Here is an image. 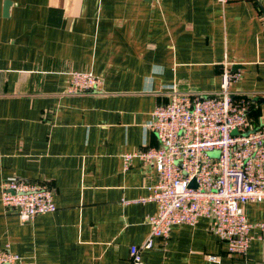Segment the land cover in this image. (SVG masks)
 I'll list each match as a JSON object with an SVG mask.
<instances>
[{"label": "crops", "instance_id": "obj_1", "mask_svg": "<svg viewBox=\"0 0 264 264\" xmlns=\"http://www.w3.org/2000/svg\"><path fill=\"white\" fill-rule=\"evenodd\" d=\"M227 69L242 70L230 89L263 125L264 0H0V248L25 264H130L158 173L123 155L159 144L148 123L175 88L218 91ZM75 70L102 89L65 94ZM12 178L53 185L57 210L22 221L2 199ZM243 208L264 221V200ZM210 225H175L143 264H264V240L232 256Z\"/></svg>", "mask_w": 264, "mask_h": 264}, {"label": "built area", "instance_id": "obj_2", "mask_svg": "<svg viewBox=\"0 0 264 264\" xmlns=\"http://www.w3.org/2000/svg\"><path fill=\"white\" fill-rule=\"evenodd\" d=\"M228 1L219 0L223 5ZM241 76L242 70H225L221 89L207 94L175 88L148 123L159 144L123 155L126 170L138 158L158 173L147 198L158 203V212L148 216L146 240L131 246L130 264H143V251L155 248L156 238L168 241L175 225L195 226L202 218L211 220V232L229 255L246 256L253 240H264V221H250L243 208L264 200V124L252 126L249 102L237 100L230 89ZM102 85L92 70H75L64 93H96ZM193 180L196 186H191ZM55 194L48 183L12 178L4 183L2 199L27 222L56 211ZM208 259L219 262L221 255L209 254ZM0 264L25 263L7 245L0 248Z\"/></svg>", "mask_w": 264, "mask_h": 264}, {"label": "water", "instance_id": "obj_3", "mask_svg": "<svg viewBox=\"0 0 264 264\" xmlns=\"http://www.w3.org/2000/svg\"><path fill=\"white\" fill-rule=\"evenodd\" d=\"M234 133H236V132H234ZM196 185H197V184H196V181L193 180L192 183H191V186H196Z\"/></svg>", "mask_w": 264, "mask_h": 264}, {"label": "rangeland", "instance_id": "obj_4", "mask_svg": "<svg viewBox=\"0 0 264 264\" xmlns=\"http://www.w3.org/2000/svg\"><path fill=\"white\" fill-rule=\"evenodd\" d=\"M216 154H217V153H214V152L210 153V155H212V156H213V155H216Z\"/></svg>", "mask_w": 264, "mask_h": 264}]
</instances>
